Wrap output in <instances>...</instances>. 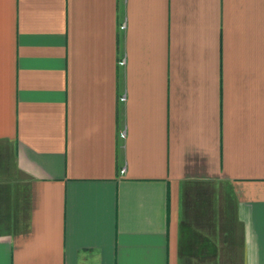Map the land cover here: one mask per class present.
Returning <instances> with one entry per match:
<instances>
[{
  "label": "crops",
  "instance_id": "crops-1",
  "mask_svg": "<svg viewBox=\"0 0 264 264\" xmlns=\"http://www.w3.org/2000/svg\"><path fill=\"white\" fill-rule=\"evenodd\" d=\"M0 264H264V0H0Z\"/></svg>",
  "mask_w": 264,
  "mask_h": 264
},
{
  "label": "rangeland",
  "instance_id": "rangeland-1",
  "mask_svg": "<svg viewBox=\"0 0 264 264\" xmlns=\"http://www.w3.org/2000/svg\"><path fill=\"white\" fill-rule=\"evenodd\" d=\"M24 210H25V208H24V205H23V206H22V212H23L22 215H24Z\"/></svg>",
  "mask_w": 264,
  "mask_h": 264
},
{
  "label": "built area",
  "instance_id": "built-area-1",
  "mask_svg": "<svg viewBox=\"0 0 264 264\" xmlns=\"http://www.w3.org/2000/svg\"><path fill=\"white\" fill-rule=\"evenodd\" d=\"M120 135H122V133H120Z\"/></svg>",
  "mask_w": 264,
  "mask_h": 264
}]
</instances>
